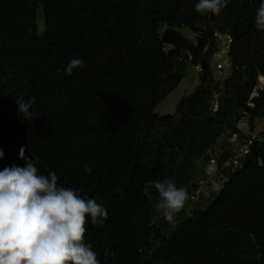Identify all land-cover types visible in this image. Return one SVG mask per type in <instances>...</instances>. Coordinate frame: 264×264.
Returning a JSON list of instances; mask_svg holds the SVG:
<instances>
[{"label":"trees","instance_id":"1","mask_svg":"<svg viewBox=\"0 0 264 264\" xmlns=\"http://www.w3.org/2000/svg\"><path fill=\"white\" fill-rule=\"evenodd\" d=\"M197 2L0 0V170L24 167V148L41 174L54 171L61 186L102 204L106 221L93 226L88 218L85 234L101 264H264V167L256 159H264V131L219 190L201 196L173 230L154 222L155 201L143 195L148 181L176 178L188 149L202 147L207 159L243 110L253 129L264 118V92L247 107L264 74V30L255 26L260 0H230L219 15L204 16ZM203 25L234 37L218 110L211 101L219 84L204 81L180 98L174 114H157L209 46ZM165 27L197 34L192 57L163 42ZM73 57L86 67L71 76L57 71ZM20 95L35 96L31 111L40 118L24 119ZM105 249L115 257L105 258Z\"/></svg>","mask_w":264,"mask_h":264},{"label":"clouds","instance_id":"2","mask_svg":"<svg viewBox=\"0 0 264 264\" xmlns=\"http://www.w3.org/2000/svg\"><path fill=\"white\" fill-rule=\"evenodd\" d=\"M230 0H198L195 11L201 16L219 15ZM255 26L264 30V0H260ZM86 62L73 57L66 68L57 69L71 76L74 69H83ZM35 96L16 97L18 112L25 120L40 118L31 111ZM4 156L0 149V159ZM19 158L24 167L12 165L0 170V264H101L90 244L85 243L88 218L93 226H103L108 213L106 208L80 194L79 189L61 186L56 172L41 174L36 161L26 156L21 148ZM258 166L264 159L257 157ZM85 172L92 169L85 166ZM143 195L155 201L154 208L163 218L172 222L189 199L186 188L178 187L172 177L148 181ZM105 258L116 253L105 249Z\"/></svg>","mask_w":264,"mask_h":264},{"label":"built area","instance_id":"3","mask_svg":"<svg viewBox=\"0 0 264 264\" xmlns=\"http://www.w3.org/2000/svg\"><path fill=\"white\" fill-rule=\"evenodd\" d=\"M204 32L215 43L213 57L217 60L215 69L219 73L217 78L219 91L213 93L211 110L216 112L219 106V96L224 93V82L233 68L230 51L234 37L230 32L219 29L208 28ZM202 33V31H199L198 35L201 36ZM195 35L197 38V34ZM194 67L199 72L204 71V66L201 62L195 63ZM262 92H264V74L259 73L247 101V107H253L254 98ZM259 139V135L255 134L249 123L248 112L243 110L235 124V130H230L225 126L218 142L207 150L204 176L195 184V187L189 193V198L193 201H198L201 196L210 195L213 191H218L221 184L220 181L224 178L225 172L239 167L241 160L249 154L255 140Z\"/></svg>","mask_w":264,"mask_h":264},{"label":"rangeland","instance_id":"4","mask_svg":"<svg viewBox=\"0 0 264 264\" xmlns=\"http://www.w3.org/2000/svg\"><path fill=\"white\" fill-rule=\"evenodd\" d=\"M37 26L38 32L44 31V18L42 8L37 11ZM204 31L208 30V26H201ZM175 29L186 39L189 44V49L196 48L197 38L193 30L189 27H175ZM167 28L162 30V36L166 32ZM166 45H170L165 42ZM172 46V45H170ZM215 50V43L213 39H210L209 46L205 52L200 56L199 61L204 66V71L199 72L195 69L194 63H189L186 74L181 80L180 84L171 91L155 108L157 114H174L176 111L177 103L180 98L186 94L192 93L201 82H209L212 85L218 84L217 78L219 76L218 71L215 69L216 58L213 57ZM192 55V53H190ZM206 68V69H205ZM217 92V91H216ZM264 131V118L256 121L254 129L255 134L259 135L260 132ZM220 135L215 139L213 145L218 142ZM206 162V154L202 147L196 146L188 149L185 156L180 160L178 174L175 178L178 187H184L190 193L195 184L204 175V166ZM198 206L197 201H193L190 198L186 202L184 208L176 214L172 222H168L163 218L161 212L155 209L154 222L166 231L173 230L179 221L184 217L188 216L193 209Z\"/></svg>","mask_w":264,"mask_h":264},{"label":"water","instance_id":"5","mask_svg":"<svg viewBox=\"0 0 264 264\" xmlns=\"http://www.w3.org/2000/svg\"><path fill=\"white\" fill-rule=\"evenodd\" d=\"M162 40L165 43L172 45L173 47L184 49L187 51H194L195 48L190 50L189 44L186 39L175 29V27H169L162 36Z\"/></svg>","mask_w":264,"mask_h":264},{"label":"crops","instance_id":"6","mask_svg":"<svg viewBox=\"0 0 264 264\" xmlns=\"http://www.w3.org/2000/svg\"><path fill=\"white\" fill-rule=\"evenodd\" d=\"M165 28H167V29H168L169 27H165ZM194 51H195V50H194ZM194 51H188V52H189V54H190V53H192V55L190 54V55H191V57L193 56V54H194Z\"/></svg>","mask_w":264,"mask_h":264}]
</instances>
